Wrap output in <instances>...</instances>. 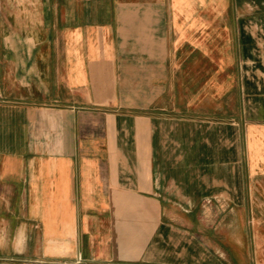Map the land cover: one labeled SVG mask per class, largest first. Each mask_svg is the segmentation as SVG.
<instances>
[{
	"label": "crops",
	"instance_id": "crops-1",
	"mask_svg": "<svg viewBox=\"0 0 264 264\" xmlns=\"http://www.w3.org/2000/svg\"><path fill=\"white\" fill-rule=\"evenodd\" d=\"M0 264H264V0H0Z\"/></svg>",
	"mask_w": 264,
	"mask_h": 264
}]
</instances>
